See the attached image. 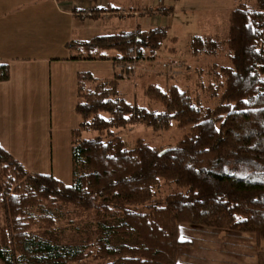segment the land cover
Instances as JSON below:
<instances>
[{
  "label": "trees",
  "instance_id": "obj_1",
  "mask_svg": "<svg viewBox=\"0 0 264 264\" xmlns=\"http://www.w3.org/2000/svg\"><path fill=\"white\" fill-rule=\"evenodd\" d=\"M255 2L253 8L239 5L230 14V66L220 67L206 88L214 96L220 92L213 107H203L175 84L145 88L144 97L160 110L119 96L118 86L132 77L133 64L143 56L155 59L168 26L136 27L65 44L76 59L110 61L113 75H76L80 122L72 131L69 185L28 172L0 147V264H78L91 254L99 264H178L177 250L189 245L179 240L184 224L264 241V0ZM92 11L96 14L86 16L117 12L108 6ZM206 41L192 36L191 53L198 54ZM8 79V66L0 64V82ZM136 123L153 132L175 125L186 133L170 148L156 149L140 138L126 148L113 130ZM84 132L96 135L82 138ZM77 165L89 172H78ZM162 181L177 191L162 195ZM69 207L114 223L100 226L94 252L35 233L53 227ZM133 238L136 246L112 245L114 239ZM257 263L264 264V254L257 255Z\"/></svg>",
  "mask_w": 264,
  "mask_h": 264
},
{
  "label": "rangeland",
  "instance_id": "obj_2",
  "mask_svg": "<svg viewBox=\"0 0 264 264\" xmlns=\"http://www.w3.org/2000/svg\"><path fill=\"white\" fill-rule=\"evenodd\" d=\"M161 2L164 4L163 1ZM227 2L228 0H187L186 5H184V1L175 3V7H171V13L166 15V19L168 18V23H170L168 24L167 40L164 41L162 48L157 51L154 60L149 61L143 56L141 61L133 64L132 77L120 82L118 86L119 96L139 107L160 110L159 104L149 102L144 97L145 88L149 84H156L161 89H165L169 85L175 84L181 90L190 92L192 99L203 107H213L220 92L214 96L206 88L220 67L230 66V51L226 42L230 14L239 5L253 8L256 4L255 0H232L230 4ZM151 4L153 3L151 2ZM196 5L212 9L196 11L192 8ZM131 11L123 10L118 14L123 18H137L140 15L144 17L152 13L149 10ZM155 11L162 14L163 18L168 9L164 10L161 6ZM54 12L57 10L51 3L43 4L36 0H22L21 3L13 4L10 8L11 17H22L29 20L50 19ZM87 12L91 15L96 14L92 9L87 10ZM109 13L102 15L117 14L116 12ZM148 25L147 27H152L151 24ZM192 36L207 39L204 49L196 55L191 53L190 38ZM172 37H175L174 41L171 40ZM77 66L79 72L88 73L98 79L113 75V66L109 61H82ZM76 92L77 87L75 86L71 100L65 97L58 105L53 104L50 111L46 112L47 125L51 120V128L49 130L48 125L46 137L42 134L43 136L36 142L39 137L36 129L35 135L31 138V144H33L31 150L40 152L38 157H41L43 161L37 166L39 165L44 170L30 169V173L51 175L65 185L71 183L72 162L70 153L74 136L72 131L78 128L80 122L79 116L75 112V103L78 101ZM11 108L14 109V107ZM18 108L20 110L23 108L25 113H28L27 110H29L33 119L40 120L44 117L43 109L35 101L31 100L30 104L26 103L25 106L20 105ZM49 131L50 136L48 135ZM113 131L122 138L126 148H131L134 141L140 138L156 149L170 148L176 145L186 133L175 125L166 131L153 132L139 123L120 127ZM95 135V132L81 133L82 138H90ZM49 145L51 149L48 153ZM75 168L81 173L89 172V169L82 165H77ZM160 185L159 192L162 195L177 191L175 186L170 183L162 181ZM64 212L57 218L53 227L35 230V233L41 239L62 246L82 247L85 248L84 252L86 253L94 252V240L99 233V228L101 225L111 224L110 218L96 215L93 212H85L76 207H69ZM1 221L0 216V224ZM178 235L180 241L189 243V245L181 246L177 250L178 264H258L257 255L259 253L264 254V241L257 240L252 234L198 228L184 224L179 227ZM137 243L135 238L129 241L114 239L112 245L133 247ZM99 263L101 261L93 259L92 254L78 262V264Z\"/></svg>",
  "mask_w": 264,
  "mask_h": 264
},
{
  "label": "crops",
  "instance_id": "obj_3",
  "mask_svg": "<svg viewBox=\"0 0 264 264\" xmlns=\"http://www.w3.org/2000/svg\"><path fill=\"white\" fill-rule=\"evenodd\" d=\"M36 1L51 3L57 12L52 13L50 19L44 20L14 18L10 16V8L22 0H0V64H6L9 68V79L0 82V147L28 172L30 169L44 170L37 166L40 162L43 163L42 158L38 157L40 152L31 150V138L36 129L38 142L42 134L46 137L48 125L49 130L51 128V120L47 125L46 112L65 97L71 100L75 92L76 75L79 73L77 65L82 60L76 59L77 53L67 49L65 44L71 41H87L119 30H132L136 27L148 29V24L152 27L168 26L170 23L166 15L171 13V7L174 8L177 2L184 1V5L187 2L163 1L162 4L160 0ZM230 2L232 0H228L227 4ZM107 6L117 10V14L123 10H149L152 13L137 18H123L120 14L102 15L107 12L89 17L84 13ZM161 6L164 10L168 9L163 18L162 14L155 11ZM192 8L196 11L212 9L199 5ZM31 100L43 109L44 117L40 120L33 119L29 110L28 114L23 108H18L20 105L30 104ZM50 149L49 145L48 153Z\"/></svg>",
  "mask_w": 264,
  "mask_h": 264
},
{
  "label": "built area",
  "instance_id": "obj_4",
  "mask_svg": "<svg viewBox=\"0 0 264 264\" xmlns=\"http://www.w3.org/2000/svg\"><path fill=\"white\" fill-rule=\"evenodd\" d=\"M84 13L87 14V15L89 14V12H87V11H85Z\"/></svg>",
  "mask_w": 264,
  "mask_h": 264
}]
</instances>
